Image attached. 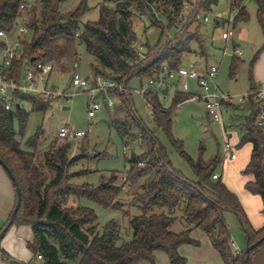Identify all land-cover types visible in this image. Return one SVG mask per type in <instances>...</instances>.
<instances>
[{"label": "trees", "instance_id": "1", "mask_svg": "<svg viewBox=\"0 0 264 264\" xmlns=\"http://www.w3.org/2000/svg\"><path fill=\"white\" fill-rule=\"evenodd\" d=\"M35 1L37 3L30 7L26 0H0V31L11 32L21 25L29 29V37L27 35L23 41L22 57L15 63L18 71L26 60L32 59L50 62L54 66L59 49L57 41L60 38H76L96 60L95 75H119L116 80L125 79L128 84L134 77L141 80L152 78L165 64L178 72L185 58L193 53L192 43L199 46V56L207 58L206 39L202 32L203 19L218 6L220 0H196L195 3L194 0H103L99 4L98 20L85 24H82V18L90 11L88 0H80L73 11L65 14L60 11V6L66 0ZM255 1L264 29V0ZM183 2L193 4L194 11L178 31ZM24 3L29 6L22 12L20 8ZM245 3L246 0L229 2L232 12H236V29L239 23L249 19ZM29 9L31 17L25 23L23 18ZM135 15L147 17L150 26L160 32L155 46H145L144 58L132 47L137 41L133 22ZM217 21L222 20L218 18ZM258 58L256 55L253 64ZM233 59L232 68L237 63V57L233 56ZM250 85L249 91L257 88L253 76ZM120 96L121 110L152 144V149L146 154L127 158L129 180L133 184L143 177L137 169L139 163H147L153 171L140 191L133 196V206L138 208L140 214L130 216L127 212L132 239L120 246V225L112 220L100 229L94 210L80 204L82 199H86L106 209H122L120 203L124 187L119 184L120 173L113 171L114 174L111 173L98 186L76 184L73 180H79L89 172L70 174L68 167L85 157L69 159L72 144L62 139L60 144L55 142L49 150L40 152V144L45 136L43 129L28 139L23 147L20 137L24 134L28 113L24 107L7 111L0 101V159L8 167L10 173L5 171L10 179L11 176L14 179L11 181L16 203L18 190L21 193V205L13 225L32 228L34 242L30 247L36 255H42L41 264H69L75 260H79V264H156L158 252L165 253L170 264H188L180 255L179 248L183 245H198L191 237L194 228L210 237L224 264H253V257L264 248V242L251 252L245 263V250L234 255L230 246L231 234L225 214L232 212L238 217L247 246L264 236V223L260 229H255L240 198L221 177L213 179L220 158L202 164L194 163L188 157L196 180L186 179L172 168L154 133L140 122L131 93ZM190 96L176 91L168 110L161 108L158 96H153L154 121L179 149L182 146L171 133L172 119L179 105ZM23 100L38 111H46L51 104L31 97H24ZM242 105L250 112L241 140L243 145H251L250 159L243 170L248 178L245 190L261 198L264 217V135L256 124L259 104L251 100ZM113 126L122 138L130 139L131 126L128 123L114 121ZM177 211L182 212L183 219L190 227L180 233L172 231ZM0 252L4 259H9L8 253L1 247Z\"/></svg>", "mask_w": 264, "mask_h": 264}, {"label": "rangeland", "instance_id": "2", "mask_svg": "<svg viewBox=\"0 0 264 264\" xmlns=\"http://www.w3.org/2000/svg\"><path fill=\"white\" fill-rule=\"evenodd\" d=\"M26 2L31 5L30 7L37 3L35 0H26ZM79 2L80 0H66L60 6V11L64 14L73 11ZM102 2L103 0H88L90 11L82 18V24L98 20L99 4ZM229 2L230 0H220L218 6L207 13L209 21L202 24V32L206 39L205 48L207 50V58H201L199 56V46L197 43H192L191 48L193 53L185 58L182 68L186 69L191 64L194 66L198 65L199 67L208 66L209 68L212 65H217L219 67L218 77L215 81L209 80L210 86L213 89L217 86L216 91L218 93L238 96L249 91L251 87V76H253V79H255L254 75L260 78H256L258 81L264 80V58L261 61L264 53V29L260 23L257 2L255 0H246L245 5L249 19L239 23L236 29V35L233 38L224 40L222 34L228 29L225 21L232 12ZM30 17L29 9L25 12L23 18L25 23L26 21L28 22ZM218 18L222 21L217 26L216 21ZM133 22L137 41L133 43L132 47H135L138 53L145 55V46L149 44L150 47L155 46L160 37V32L150 26V21L145 16L140 17L135 15ZM57 44L59 45V49L55 58L56 61H54L55 69L52 75V81L55 86L63 89L64 92L73 93L74 95L71 98L64 97V100L52 102L46 111H38L30 103H24V108L28 113V120L24 134L20 137V140L23 147H25V142L35 136L40 129H43L45 136L40 144V152H44L49 150L55 142H57V145L62 142L58 136L59 130L62 127L67 126L73 128L75 131H86L88 133L87 137L83 139L68 141L72 144V148L69 151V159L85 157L75 162L76 164L69 165L68 173L89 172L88 175L79 180H73V182L94 186H98L103 179L109 178L113 171L120 173L119 184L124 187L120 203L122 209H106L86 199L80 201L81 205L94 210L100 229L112 220L120 225L121 239L118 242V246H120L132 239V230L129 225L127 212L130 216L140 214L138 208L133 206V196L140 191L144 182L153 174V171L147 163L143 167L138 165L137 169L139 173L141 172L143 174V177L141 180L132 184L127 175L129 169L127 158L146 154L152 149V144L143 136L139 127H135L121 110L122 100L119 93L114 92L107 95L113 97L115 102L114 107H109L107 106L104 93H92L88 90L73 89L71 86V77L73 74L77 73L83 78L90 79L95 76L94 67L97 63L88 53L85 45L79 44L76 38H60ZM235 50L242 52V56H236L237 63L232 68V64H234L233 53ZM256 55L259 58L253 64ZM201 70L203 71V69ZM145 81L139 77L132 78L127 84L129 89L128 93H131L134 110L140 122L154 133L157 142L165 150L167 161L172 168L186 179L195 181L196 174L188 157L194 163L202 164L209 163L218 157L221 161L216 167V173L220 174L221 180L227 187L229 189L231 187L230 190L238 197L241 196L244 201L255 197L262 203L259 196L253 195L245 190L244 184L246 179L243 170L249 162L251 145H243L241 140L245 134L244 125L246 123V117L250 114L249 110L239 102H235L233 106H224L221 122L214 123L208 115L203 101H186L175 111L171 125V133L174 139L182 146L179 149L178 145H173L164 131L158 128L154 121L155 119L152 120L149 117V109L144 98L135 92V90L142 87ZM190 84L192 94L203 93L201 89L197 88L194 80H190ZM92 103L100 104L101 110L97 116L91 119L88 114L89 107ZM114 121L117 123L120 122V124L128 123L131 126L130 132L132 135H130V139L122 138L119 135L113 126ZM16 130L19 131V128L16 127ZM140 134L143 136V144L137 147L133 141ZM226 142H230L237 147L238 157L236 160H229L224 156L223 146ZM126 144L131 145V150L127 154L124 152ZM182 152L185 154H182ZM245 162L246 165H244ZM253 211V215L252 213L249 215L246 211L251 224V221L256 220L259 215L257 205L253 206ZM176 216L177 220L172 227V231L176 233L185 231L188 228V224L183 219L182 212L177 211ZM225 218L231 237L233 239L236 237L239 240L244 238L245 233L238 217L232 212H227ZM21 227L27 226H11L6 237L11 233V230ZM5 238L1 241V248ZM229 243L234 255H239L235 253V249L237 248L232 239H230ZM26 244L25 249L28 253H34L29 243ZM162 255L167 259L165 254ZM10 258L13 260L9 255ZM19 263L24 264L23 262ZM41 263L42 261L37 260V264ZM69 264H79V260L70 261ZM159 264H162V262L159 261Z\"/></svg>", "mask_w": 264, "mask_h": 264}, {"label": "built area", "instance_id": "3", "mask_svg": "<svg viewBox=\"0 0 264 264\" xmlns=\"http://www.w3.org/2000/svg\"><path fill=\"white\" fill-rule=\"evenodd\" d=\"M248 1V0H247ZM196 0H194V3ZM28 8V4L21 5V11L24 12ZM194 11L193 4L189 2H183V11L180 16L179 30L185 25L189 19V15ZM235 12H231L225 24L228 25V29L223 32L222 38L229 40L236 35V28L234 27ZM209 18L206 16L203 19V23L208 22ZM219 25L220 21L217 22ZM29 33L27 26L21 25L17 29L7 32L5 30L0 31V101L2 102L5 110L13 111L19 105V108L24 107V97H31L38 99L45 103H52L56 100H64L65 98H71L73 93H66L63 89L55 86L52 81V75L54 73V66L50 62L43 61H25L19 71L15 68V63L20 60L23 54V41ZM177 33V32H176ZM173 37V36H170ZM133 49L136 50L135 47ZM141 58L145 55L139 53ZM233 56H242V52L235 50ZM191 64L188 68L182 67L178 72H175L169 68L167 64L163 65V68L156 72L155 75L146 80L141 88L135 90L145 100V103L149 109V117L155 119V104L153 96H158L161 103V108L168 110L171 108L174 94L176 91H180L184 94H190L189 100L203 101L206 107L208 115L211 117L214 123H220L222 120V109L224 106H233L235 102L240 104L248 103L254 100L259 104V113L257 116L256 124L264 135V86L259 85L255 90L248 91L245 94L234 96L229 94L218 93L216 91V84L213 89L209 84V80L215 81L218 77L219 67L212 65L203 66V71ZM119 77H110L105 75H95L92 79L83 78L79 74L75 73L71 77V86L75 90H88L92 93L101 92L105 94L107 106L114 107L115 102L113 97L107 96L111 93L127 94L129 89L125 79L116 80ZM190 80L196 82L197 88L201 89L203 93L192 94ZM185 101V102H186ZM171 102V105H170ZM183 102V103H185ZM182 103V104H183ZM101 110V105L92 103L89 107V118L97 116ZM86 131H75L73 128L67 126L62 127L59 130L58 136L62 140L77 141L87 137ZM133 143L140 147L143 144V136L133 141ZM131 150V145L126 144L124 152L127 154ZM223 153L229 160L237 159V149L235 145L230 142H226L223 146ZM143 167L144 163H139ZM220 178L219 174L213 176L214 180ZM234 246V244L232 243ZM236 254H240L238 249H235ZM38 260H42V255L37 256Z\"/></svg>", "mask_w": 264, "mask_h": 264}, {"label": "crops", "instance_id": "4", "mask_svg": "<svg viewBox=\"0 0 264 264\" xmlns=\"http://www.w3.org/2000/svg\"><path fill=\"white\" fill-rule=\"evenodd\" d=\"M263 58H264V53H263L261 61L263 60ZM199 69H203V67L200 66ZM254 78L256 79L257 76L254 75ZM255 79H254V82L257 87L259 85L264 86V80L258 81L257 79H260V78H257L256 80ZM237 157H238V154H237ZM244 165H246V162ZM245 179L246 181L248 180L247 177H245ZM246 181L244 182V184L246 183ZM239 198L241 199L249 215L250 213H252L253 215L254 213L253 206L257 205V212L259 214L258 218L251 222L255 229H260L264 223V217L262 214L263 202L261 203L255 197L254 198L251 197L249 200L246 199V201H244L241 198V196ZM15 203H16V193H15L13 183L9 175L6 173L5 169L0 165V230H2L5 227L9 218L11 217L12 212L15 207ZM189 228L190 227L188 226L187 229ZM191 237L194 241L198 243V245H183L179 248L180 255L188 261V264H224L220 254L213 247L210 237L205 232H203L202 230L198 228H194L191 232ZM244 238L239 240L236 237L234 239L231 237L232 241L235 244V247L240 252H243L247 247L246 235ZM33 242H34V234H33L32 228L28 226L21 227V228H14L13 230H11V233L4 239L3 244H2V250L7 252L12 257L13 260H11V258L4 259V257L2 256V253L0 252V264H20L19 262H23L24 264H27V263L37 264V260H38L37 256L39 254L37 255L35 253L30 254L25 249L27 245L26 243H29L30 245ZM162 254H165V253L158 252L156 254V264H159V261L162 262V264H167L168 262H169L168 264H170L168 256L165 254V256H167V259H166L165 257H163ZM39 261H42V260H39ZM144 263L149 264L148 262H143L140 264H144ZM253 264H264V248H262L253 257Z\"/></svg>", "mask_w": 264, "mask_h": 264}, {"label": "water", "instance_id": "5", "mask_svg": "<svg viewBox=\"0 0 264 264\" xmlns=\"http://www.w3.org/2000/svg\"><path fill=\"white\" fill-rule=\"evenodd\" d=\"M35 59H32V61H34ZM17 108H19V105L17 106ZM0 165L5 169L7 170L9 173V169L8 167L4 164V162L0 159ZM11 179H13V177L11 176ZM20 205H21V193L20 191L18 190V201L14 207V210L12 212V215H11V218H10V221L8 222V224L5 226V228L1 231L0 233V242L2 241V239L5 237L6 233L9 231V229L11 228V226L13 225V222H14V219L16 218L17 214H18V211L20 209ZM264 242V236L259 239L257 242H255L254 244L250 245V246H247L245 251H244V260H245V263L248 261L249 257H250V254L251 252L256 249L259 245H261L262 243Z\"/></svg>", "mask_w": 264, "mask_h": 264}]
</instances>
